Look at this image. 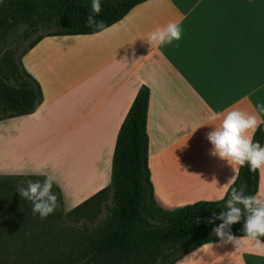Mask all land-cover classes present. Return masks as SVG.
Listing matches in <instances>:
<instances>
[{
    "label": "crops",
    "instance_id": "crops-1",
    "mask_svg": "<svg viewBox=\"0 0 264 264\" xmlns=\"http://www.w3.org/2000/svg\"><path fill=\"white\" fill-rule=\"evenodd\" d=\"M169 22L179 23L181 39L150 45L149 33ZM21 64L43 101L31 115L0 122V170H42L35 167L41 151L25 157L32 148L27 141L38 145L72 129L60 141L72 143L79 160L76 181L85 183L79 192L100 191L109 184L119 128L145 87L156 204L170 211L216 202L239 167L211 155L207 134L230 110L264 121V0H147L100 33L43 38ZM21 142L24 148L17 147ZM258 173L257 192L264 193V168ZM185 258V264H264V252L248 239L238 247L204 245Z\"/></svg>",
    "mask_w": 264,
    "mask_h": 264
},
{
    "label": "trees",
    "instance_id": "trees-1",
    "mask_svg": "<svg viewBox=\"0 0 264 264\" xmlns=\"http://www.w3.org/2000/svg\"><path fill=\"white\" fill-rule=\"evenodd\" d=\"M147 0H101V12L95 16L104 27L89 25L92 0H3L0 4V31L10 22L34 16L44 19L32 31L42 28L9 69L11 80L0 76V120L33 114L43 101L39 83L24 70L21 59L38 42L46 37L94 35L120 22L134 7ZM149 91L142 87L118 134L111 159L109 184L89 200L74 209L75 213L103 200L111 192L110 205L106 206L109 220L106 227L87 246L77 253L75 248L65 259L52 264H176L201 246L221 242L213 234V213L219 216L233 187H245L247 194H256L258 170L239 167L237 177L223 199L216 202H197L174 210L161 209L153 197L148 167L149 139L146 116ZM254 142L264 144V124L253 135ZM11 184V181L5 184ZM54 191V189H53ZM96 203V202H95ZM237 238L245 237L243 219L231 226ZM264 241V237L261 238Z\"/></svg>",
    "mask_w": 264,
    "mask_h": 264
},
{
    "label": "rangeland",
    "instance_id": "rangeland-1",
    "mask_svg": "<svg viewBox=\"0 0 264 264\" xmlns=\"http://www.w3.org/2000/svg\"><path fill=\"white\" fill-rule=\"evenodd\" d=\"M43 19V16H34L17 20L0 31V76L6 77L8 82L11 80L9 69L12 64L17 63L29 44L43 33L42 28L32 31ZM1 106L0 100V108ZM68 131L62 136L72 133V129ZM62 136L49 138L38 145H30L27 141V145L32 148L28 150V156H25L29 158L41 151L42 157L35 167L40 163V171L56 178L57 183L53 185V189L58 200L52 214L43 218L34 214L32 203L17 192L18 185H24L27 180H43V176L12 175L4 169L0 170V264L56 263L65 259L73 248L74 253H77L84 245L87 246L89 240L94 239L106 227L110 217L105 207L110 205L111 192L106 194L105 199L94 201L76 213L74 211L99 191L80 194L79 190L84 189L85 183L76 181L81 175L79 160L74 157L72 143L62 144ZM24 146L22 142L17 144L18 148ZM7 181L12 183L5 184Z\"/></svg>",
    "mask_w": 264,
    "mask_h": 264
},
{
    "label": "clouds",
    "instance_id": "clouds-1",
    "mask_svg": "<svg viewBox=\"0 0 264 264\" xmlns=\"http://www.w3.org/2000/svg\"><path fill=\"white\" fill-rule=\"evenodd\" d=\"M92 14L88 17L89 25L103 28V21H97L95 16L101 12V0H92ZM182 37V29L179 23L169 22L166 26L158 27L149 33L147 41L150 45L171 44L179 41ZM264 111V106H261ZM218 114L211 116L212 120L218 119ZM264 121L257 115L248 114L240 110H230L223 115L219 126L207 134V139L211 143V155L226 161L233 169L248 166L250 171L264 168V146L259 142H254L253 135ZM43 176V180H27L24 185H18L17 192L23 199L30 201L33 205V213L39 214L42 218L52 214L57 207L58 196L53 191V185L57 183L53 175L44 171L34 173ZM213 183H216L215 178ZM232 183L231 180L225 185ZM244 222V238H237L231 233V226ZM216 220L221 221L213 229V234L223 243H232L239 246L240 242L248 239L254 242V246L264 252V193L247 194L245 187L239 189L233 187L230 197L219 216L213 213V219L209 224H214ZM212 246V245H211ZM188 258L180 259L176 264H185Z\"/></svg>",
    "mask_w": 264,
    "mask_h": 264
}]
</instances>
